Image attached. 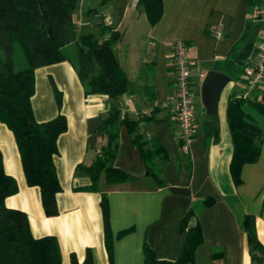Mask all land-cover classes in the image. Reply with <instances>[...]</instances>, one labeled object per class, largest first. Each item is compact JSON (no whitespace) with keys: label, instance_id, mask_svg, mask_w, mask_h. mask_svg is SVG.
Returning a JSON list of instances; mask_svg holds the SVG:
<instances>
[{"label":"crops","instance_id":"crops-1","mask_svg":"<svg viewBox=\"0 0 264 264\" xmlns=\"http://www.w3.org/2000/svg\"><path fill=\"white\" fill-rule=\"evenodd\" d=\"M251 1L162 0L160 17L149 23L143 7L138 10L130 0H77L76 18L83 12L87 17L84 23L92 24L90 30L104 37L107 34L100 33V25L106 23L120 32L114 47L130 83L115 97L86 93L75 69L77 54L72 58L64 51L65 59L34 68L30 99L35 118L44 120L61 112L67 121L56 137L57 151L53 154L60 184L55 193V214L44 213L38 186L26 183L13 134L0 121L3 168L15 178L17 186L5 196V204L25 211L33 235L56 236L60 264H70V252L81 260L86 246L91 248L93 264H109L99 204L101 192L108 202L113 264H142L143 240L158 257H177L184 241L182 215L206 196L212 202L188 219V224L199 222L202 241L193 262L187 264H260L251 260L241 221L244 214H252L255 233L264 245V131L257 159L242 164L241 181L236 184L229 171L232 142L225 115L229 95H237L244 86L243 65L255 56L264 33V22L253 14ZM218 26L222 35L216 37L211 30ZM178 38L189 44L195 110L187 148L180 145L173 115L171 44ZM209 68L230 75L213 114L203 106L199 92ZM52 83L60 91L59 105ZM262 88L259 84L253 94H259ZM113 105L119 110V119L125 116L138 122L137 131L143 138H156L163 146L166 158L160 165L161 183L145 171L131 132L120 123L113 165L130 177L107 183L101 174L98 189L81 187L90 179L80 165L89 164L106 143L107 134L98 128ZM244 106L253 113L248 104ZM128 226V231L116 236L119 229Z\"/></svg>","mask_w":264,"mask_h":264},{"label":"trees","instance_id":"trees-1","mask_svg":"<svg viewBox=\"0 0 264 264\" xmlns=\"http://www.w3.org/2000/svg\"><path fill=\"white\" fill-rule=\"evenodd\" d=\"M251 3L253 9L257 8L258 0ZM138 4L143 7L149 23L160 17L162 0H138ZM76 7L77 0H0V121L13 134L26 183L38 186L43 211L49 215L57 212L55 193L60 189L53 163V154L57 151L56 137L66 128L67 121L61 112L44 120L35 118L30 99L34 91V68L65 59L62 46L75 41V69L85 83L86 93L98 92L115 97L130 83L114 47L120 32L112 25L102 23L100 33H106L104 37L90 29L76 33ZM14 41H18L23 52L26 61L23 67L15 68L13 65ZM52 84L59 105L60 91ZM245 103L264 115V84L257 95L243 97L238 93L229 95L227 99L225 115L232 142L229 171L236 184L241 181L242 164L257 159L263 135L259 122L245 108ZM118 112L116 106H111L109 116L98 128L99 132L107 134L106 143L89 164L80 165L90 179L82 188L98 189L101 174L107 183L130 177L113 165L120 123H125L131 132V141L139 149L145 171L153 176L156 183H161L160 165L166 158L163 146L156 138H143L137 131L138 122L125 116L119 119ZM16 188L15 178L3 168L0 151V264H60L61 254L56 236L33 235L25 211L5 204V196ZM211 202L212 198L206 196L197 207L189 206L185 210L180 221L184 241L177 257H158L143 240L142 264L192 263L195 249L202 241V231L198 221L188 224V219L196 210ZM99 204L108 263L113 264V237L104 192H101ZM253 222L252 214L246 213L241 225L246 233L251 260L264 264V245L257 238ZM129 229L130 226L119 229L116 236ZM69 260L70 264H93L91 248L85 247L81 260L70 252Z\"/></svg>","mask_w":264,"mask_h":264},{"label":"built area","instance_id":"built-area-1","mask_svg":"<svg viewBox=\"0 0 264 264\" xmlns=\"http://www.w3.org/2000/svg\"><path fill=\"white\" fill-rule=\"evenodd\" d=\"M138 0H130L132 6L137 5ZM255 16L264 22V0H258V6L254 9ZM211 33L219 37L222 35L220 26L211 30ZM188 41L183 38L173 40L171 44V60L174 71L175 102L173 115L178 126V139L183 148H187L193 135L194 106L191 80L190 60L187 55ZM242 74L244 86L239 94L243 97H251L253 90L264 84V33L257 44V51L253 58L243 65Z\"/></svg>","mask_w":264,"mask_h":264},{"label":"water","instance_id":"water-1","mask_svg":"<svg viewBox=\"0 0 264 264\" xmlns=\"http://www.w3.org/2000/svg\"><path fill=\"white\" fill-rule=\"evenodd\" d=\"M230 79V75L220 69L209 68L200 82V99L209 114L216 110L221 89Z\"/></svg>","mask_w":264,"mask_h":264},{"label":"rangeland","instance_id":"rangeland-1","mask_svg":"<svg viewBox=\"0 0 264 264\" xmlns=\"http://www.w3.org/2000/svg\"><path fill=\"white\" fill-rule=\"evenodd\" d=\"M137 8H138V10H141L140 4H138ZM84 21H87V17L85 16V14L83 12L78 13L77 18H76V33L80 32V31L87 30V28L90 29V25H92V24L91 23L85 24ZM62 50L64 52H66L68 55H70L72 58H75V56L77 54V44L75 41H71L68 44H66L65 46H63ZM12 58H13V65L15 68L22 67V66L26 65V61H25L23 52L21 50V47H20L18 41H14V43H13ZM251 110L253 112L252 114L255 115L257 121L260 123V125H262V123L264 122V115L258 113L252 107H251ZM262 131H264V128L262 129Z\"/></svg>","mask_w":264,"mask_h":264}]
</instances>
